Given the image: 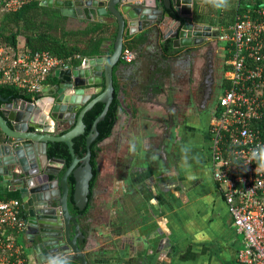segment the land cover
I'll use <instances>...</instances> for the list:
<instances>
[{
    "label": "crops",
    "instance_id": "0c3cea01",
    "mask_svg": "<svg viewBox=\"0 0 264 264\" xmlns=\"http://www.w3.org/2000/svg\"><path fill=\"white\" fill-rule=\"evenodd\" d=\"M233 2H235L233 10L226 9L233 13L232 18L225 19L229 22L233 21L236 11L242 6L239 0H233ZM45 6L49 14L45 16L46 19L49 17L50 21L57 22L53 29L55 32H60L64 26L84 28L92 21L103 22L73 16H63L62 20H58L52 17L51 13L59 11V8ZM209 7L204 0H199V12H203L204 17L207 16L203 20L205 23L215 20L217 14V10L213 8H210L211 12L208 13ZM2 14L1 11L0 16ZM222 23H219V26ZM109 24L111 26L104 33L103 52L112 50L117 32L115 22H109ZM124 42L125 44L130 43L134 50L139 51L140 62L144 69L150 70L151 74H156V76L161 75L163 64L168 66L169 70L177 71V60L181 59L185 55L183 52L188 49L184 46L185 49L183 48L178 53L176 51L180 47L171 51L168 49L163 55L160 41L156 37L143 36L141 30L136 31L132 36H126ZM133 72H137V69L129 70L127 73L131 81L132 78L134 79ZM136 74L139 78L140 76L143 78L139 72ZM54 76L58 75L50 74L47 81H51L50 78ZM149 85L152 86L151 81L150 84L140 85L135 82L131 88L128 85V90L125 91V107L122 104L123 110L119 112L120 117L114 132L115 136L129 137L135 130L140 148L141 144L144 146L147 142L153 141L154 136L160 131L158 126L152 127L155 121L153 118L160 115L164 120L167 119L165 115L166 105H168L166 96L177 94L174 100L176 105L182 102V95L189 91L188 89L181 90L176 83H173V87L166 89L163 93L161 88L157 87L159 84L153 90L149 89ZM45 87L48 88L49 85L46 83ZM53 89L52 87L51 90ZM118 94L122 96L121 92ZM118 101L121 104L120 100ZM159 101L166 103L160 105ZM143 146L142 148L145 149ZM142 152L147 153V151ZM200 152L193 153L195 166L190 167L187 166L188 153H181L182 161L178 163V169L171 172V175L168 170L155 174L153 169L141 166L139 161L135 160L128 166V179L125 178L127 176L122 177L119 174L122 169L117 159H114L113 151L105 153L104 157L100 156L98 160L100 173L96 183L98 199L94 200L96 210L89 220H83L87 232L90 231L86 249L92 254V258L98 255L102 258L104 256L111 258L116 251H122L124 243H121L119 248L109 249L106 246L104 250H96L99 248L97 246L99 241L100 244L103 243L105 233L118 236V229L124 227L122 224L124 220H127L129 227L134 230L146 229L145 232L136 231L134 240H128L124 252H126L125 259L129 264H248L238 258L239 250L244 246V234L237 229L234 223L223 191L213 177V171L211 173L205 168V164L202 165L201 157L203 156ZM110 156L111 163L106 164L105 160ZM114 162L118 167L114 166ZM111 193L116 200H103ZM100 217V223L110 219L109 224L113 227L111 231L108 229L105 231L103 226L98 227V222L96 225L91 222L93 218ZM94 232L98 233L97 240H93ZM22 237L23 240H20L24 246L25 261L29 260L32 264L33 254L27 246L26 231Z\"/></svg>",
    "mask_w": 264,
    "mask_h": 264
},
{
    "label": "water",
    "instance_id": "95a60500",
    "mask_svg": "<svg viewBox=\"0 0 264 264\" xmlns=\"http://www.w3.org/2000/svg\"><path fill=\"white\" fill-rule=\"evenodd\" d=\"M40 3L59 8L64 16L117 24L111 54L108 57L105 55L85 57L72 69L56 70V75L62 81L55 85L54 91H47L34 102L23 97H16L10 101L9 97L0 93V101L4 102L3 107H0L1 131L9 137L15 136L18 140H25L23 144L14 147V155L21 160L25 170L19 183L25 184L21 191L24 193V206L29 213L25 231L27 246L33 254L32 264H47L50 256L57 253L67 255L68 252L71 253L73 262L89 264L85 248L79 243L86 235L81 229L78 216L72 213L68 203L69 175L72 174L75 179L74 202L83 210L89 203L91 180L94 176L92 143L100 133L98 123L106 117L113 101L115 74L123 65L120 58L125 49L124 38L134 35L138 30L142 31L143 36L148 37L165 33V24L173 19L170 10L174 8L180 13L191 11L193 0H41ZM209 27V24L193 20L176 19L174 33L171 34L173 38L171 48L189 47L193 42H197L195 36H200L202 41L205 40ZM95 87L97 91L103 90L91 98ZM97 101H102L105 105L86 136V152L79 157L74 148V137L85 132L84 115ZM118 109L123 110V106L120 105ZM12 119L17 121V124L11 125L9 120ZM68 121L73 126L62 132L60 127H64ZM28 126L34 127V130H29ZM49 141H65L70 148L71 161L62 174L48 169L50 165L60 167L67 163L66 158L49 157L47 149ZM10 149L6 143L0 144V154L2 150L6 152ZM30 159L33 163H30ZM7 171V160L0 156V172L11 179L12 175L6 174ZM51 174L55 178L51 179ZM46 181L47 185L44 184ZM28 192L30 196L25 195ZM44 194L58 200H51L57 207L43 220L42 215L44 216L45 211L42 212L40 207L47 202L42 200ZM60 215L66 222L65 230H58L55 219ZM32 227L35 229L31 230ZM55 232L61 237L65 235L59 243L52 240Z\"/></svg>",
    "mask_w": 264,
    "mask_h": 264
},
{
    "label": "built area",
    "instance_id": "2783aa9c",
    "mask_svg": "<svg viewBox=\"0 0 264 264\" xmlns=\"http://www.w3.org/2000/svg\"><path fill=\"white\" fill-rule=\"evenodd\" d=\"M30 1L0 0V5L14 11ZM239 2L242 6L233 21L219 26L217 34L230 53L226 68L230 84L218 100L211 123L212 171L237 229L244 234L238 258L264 264V173L256 174L257 165L248 164L251 150L264 145V0ZM81 57L79 53L59 57L48 49H17L0 43V84H12L36 96L50 74L72 69L74 60ZM123 57L131 61L135 52L125 48ZM13 189L7 184L8 191ZM26 227L21 199L4 196L0 190V264L26 262L20 240Z\"/></svg>",
    "mask_w": 264,
    "mask_h": 264
},
{
    "label": "flooded vegetation",
    "instance_id": "af4514ba",
    "mask_svg": "<svg viewBox=\"0 0 264 264\" xmlns=\"http://www.w3.org/2000/svg\"><path fill=\"white\" fill-rule=\"evenodd\" d=\"M170 11H171V15L173 16L172 17L173 19L169 20V22L165 24V33H161V35H156V34L153 35V37H156L160 41V47L163 55L167 53L168 49L170 51L173 50L171 48V43L173 40L171 34L174 33L173 26L176 24V19H183L184 21L193 20L196 22L209 24L210 25V27L208 28L209 32L206 30L208 34L206 35V38L203 41L201 40L200 36H195L194 39L197 42H193L192 45L189 46L188 49H186V51L183 52L185 55L181 59L177 60L178 61L177 71H173V70L171 71V69L169 70L168 66L163 64L164 67L163 70L161 71V75L158 76H156V74H151L152 72H150V70L146 71L144 69V67L141 64L142 62H140L141 59L138 50H133L135 52V57L131 61H127L123 57V52H124L123 50L120 58V62L123 65L119 67L118 73L115 74V90H114V97L112 103H116L118 106H117L116 116L114 118L115 119L114 125L112 127L111 133L108 136L101 139L99 142H97V145L99 147L97 154V162L100 156L104 157L105 153L113 151L112 155L114 156V159L115 158L117 159L120 169H122L119 173L122 177L127 176L128 166L131 163L135 162V160H138V158H140L139 163L141 166H147L148 168L153 169V172L155 174L156 173L161 174L164 170L165 171L168 170L171 175V172L178 169L179 167L178 163L182 161L181 153L183 152L188 153L187 166L189 167L193 166L195 163L192 155L195 151H199V152L201 151L200 153H202L203 156L201 157V163L202 165L205 164V168H207L212 173L211 123L213 120V115L218 108V100L220 96L223 94L228 83V79L226 77V66L228 64V58L230 55L228 48L225 45L222 46L221 44L222 42L217 37L216 33L219 32V23L224 22L225 19L231 18L232 15L231 12H227L226 10L217 11L215 20L213 19L211 22L205 23L198 19L200 18V16L195 17L194 15L195 11L193 9V6L191 11H187L185 13L182 12L180 13L176 11L174 8L171 9ZM222 24H220V26ZM125 48H127L126 44H125ZM163 48L165 49V51H163ZM183 48L185 49L184 46L180 47L176 52L177 53L180 52L181 50H183ZM112 50L110 52L102 51L101 53L94 56L105 55L108 57L111 54ZM94 56H83L82 58L84 59L85 57H94ZM83 59L81 60V62L83 61ZM134 69H137V72H139L140 75H143V78L141 76L139 78L138 74H136L137 72H133L134 79L132 78L131 81L127 73L129 72V70H134ZM57 77L60 79V82L58 83L47 81L49 78L48 77L43 85L42 90L38 92L36 96H32V99L29 101L34 102L39 97L45 95L47 91L48 92L51 91L52 87L54 88L53 89L54 91L55 85L61 83L62 81V79L59 76ZM150 81L152 86L149 85V89L153 90L156 87V85L159 84V86L157 87L161 88L162 93L166 89L172 88L173 83H176L181 90L186 91V89H188L189 91L182 95L181 97L182 102L180 104L177 103L176 105L174 104L175 103L174 100L177 97V94H175L174 96H170V95L166 96V102H168V105H166L167 111L166 113L165 112L164 113L165 115H167V119L164 120V118H161L160 115H157L155 118H153L155 121L153 122L154 124L152 125V127L158 126L160 128V131L156 136H154L153 141L147 142L146 145L144 146L143 144H141V148H140L139 139L138 137H136L135 130L132 131V135H130L129 137L121 136V135L115 136L114 132H115L116 124L120 117L119 115L120 110L118 108L120 105L122 106V104L124 106V100L126 99L125 91L128 90V85L131 88V85H133V83L135 82L138 83V85H140L142 83L150 84ZM46 83L47 85H49L48 88L45 87ZM102 90L103 89L101 90L99 89V91H97L95 87V91L92 93L93 95L91 96V98H93L94 94L98 95V93L101 92ZM119 92L122 93V96L121 94H118ZM117 99L120 100L121 104H119V101ZM97 102H102V101H97ZM97 102H95L94 105ZM3 103L4 102L0 101L1 108L3 107ZM165 103L163 101H159L160 105H164ZM90 109H88L86 113ZM130 111L132 112V110ZM9 122L11 125H14L12 120H9ZM72 126L73 124L70 121H68V123H66L64 127H60V130L62 132H65L69 130ZM28 129L34 130V127L28 126ZM84 133H81L77 136H80ZM24 141L25 140L23 141L18 140V138L15 136L9 137L7 134L2 132L0 144L6 143L10 146L11 149L6 152L2 150L3 152L0 154V156L3 159L7 160L8 171L6 174L12 175V178L8 179L5 176V173L0 172V183L11 184L13 188H15L13 190H19L21 192V196L19 198L21 199L22 202L24 215L27 218V215H29V213H28V209H26L24 206V201H23L24 193L21 191V188H23L25 184L19 183L20 178L24 176L23 173L25 172V170L23 168V164L21 160L16 158V156L14 155L15 154L14 147H16L19 144H23ZM50 142H56V141H49L48 144ZM142 146L145 149H143ZM142 151L144 152L147 151V153L144 154ZM137 155L138 156L142 155V156L138 157ZM110 158L111 156L107 160H109ZM30 163H33L32 159H30ZM184 164H186V162ZM68 165L67 166L66 164L63 166L61 165L60 167L57 165H50L48 166L49 167L48 169H51L52 171H59L58 174H62L64 170L68 167ZM167 165L168 167H166ZM114 166L118 167L117 163H115ZM99 173H100V168H99ZM99 173L97 175L96 180L94 181V185L93 186L91 185V194L89 197V203L87 204L86 208L81 210L78 206H76V204H75L76 206L75 208L72 207L70 202L71 198L68 195L69 207L72 213L78 216V221L80 223L81 229L84 231L86 235L85 238H83L84 240H86L85 243L84 244L82 243L83 239L79 240V243L83 248H85V251L89 258V264H129L128 261L125 259L126 252L124 251L127 248L128 240L129 241L134 240L133 238L137 230H134L132 228H130L131 232L128 235H126L125 238L126 240L122 242L125 245L123 246L122 251L120 252L116 251L114 256H112L111 260L109 261H107V258H102L100 255L95 256V258L93 257L94 258L93 259L91 256L92 254L87 252L86 249L89 240L88 237L90 231L87 232L83 220L85 219L89 220L90 219L89 217L92 214L94 216V212L96 210L95 209L96 205L94 200L98 199L96 197V193H97L96 183L99 177ZM50 176L51 179L55 178V176L52 174ZM125 178L128 179V176ZM44 184L47 185L48 184L47 181L44 182ZM47 188L49 189V186ZM127 192L128 190L126 191V193ZM29 193L30 192L25 193V195L28 194L30 196ZM44 196L45 197H43L42 200H47V202L46 204H44L43 207H40V209L42 208V212L45 211L44 216L42 215L43 220L48 218V216L51 214L52 209H55L57 207L56 205H54L53 201L51 200H58V199H54L51 195L46 197V195L44 194ZM58 197L60 198L59 200H61L62 197L60 196V194ZM38 208L39 207H36V209ZM55 221L56 223H58L57 224L58 230L59 229L65 230L66 222L64 218L61 217V215L59 218L55 219ZM30 229L34 230L35 228L32 227ZM145 230L146 229H142L141 231H137V232H143V231L145 232ZM63 238H65V235L61 237L59 236V233L56 232L54 235H52V240L53 242L55 241V243L61 242ZM96 249L97 248H95V250ZM102 249L103 247H100L96 251H100Z\"/></svg>",
    "mask_w": 264,
    "mask_h": 264
},
{
    "label": "trees",
    "instance_id": "16d2710c",
    "mask_svg": "<svg viewBox=\"0 0 264 264\" xmlns=\"http://www.w3.org/2000/svg\"><path fill=\"white\" fill-rule=\"evenodd\" d=\"M41 0H31L30 2L23 5L18 10L9 11L3 10L0 5V43L11 45L17 49L27 47L29 50L37 49H48L51 53L59 57H67L73 54H81V56H94L103 51L104 33H106L111 26L105 22L92 21L88 23L84 28H61L60 32H55L53 29L57 22H53L46 19L47 6L40 3ZM210 6V5H209ZM212 7H209L208 13L211 12ZM193 9L194 15L200 21H203L206 17L203 16V12H199V0H194ZM214 10V8H213ZM233 13L231 12V15ZM205 15V14H204ZM52 17L58 20H62L63 16L59 11L52 12ZM50 16V17H51ZM203 16V17H201ZM203 18V19H202ZM232 18V17H231ZM230 19V18H229ZM57 20V21H58ZM224 21V20H223ZM224 22H229L225 20ZM127 48L134 50L130 43L126 44ZM74 60L75 64L81 62L83 58ZM229 64H227L226 68ZM53 83L60 82L58 77L50 78ZM230 84L229 80L227 86ZM226 86V87H227ZM0 93L4 96L9 97L10 100H14L16 97H23L27 100L32 99V95L12 84H0ZM117 104L112 103L106 117L99 121V135L97 139L92 143V163L94 170V178L91 181V185H94V181L99 173V166L97 162L98 145L104 137L108 136L114 125V118L117 112ZM104 103L97 102L85 115L84 121L86 122L85 133L74 138V148L78 156H83L86 152V135L91 129L92 123L95 118L103 110ZM2 131L0 129V139ZM48 155L50 157H62L66 158V166L71 161V152L68 144L65 141L50 142L48 144ZM75 179L71 174L69 176V197L72 207L75 206L73 199ZM5 184L0 183V190L4 196L7 197H20L21 192L19 190L8 191L4 190ZM6 188V187H5ZM224 194V193H223ZM77 211V210H76ZM86 240L83 239V244ZM24 264H30L29 260ZM73 264H79V261L73 262Z\"/></svg>",
    "mask_w": 264,
    "mask_h": 264
},
{
    "label": "clouds",
    "instance_id": "9594fccd",
    "mask_svg": "<svg viewBox=\"0 0 264 264\" xmlns=\"http://www.w3.org/2000/svg\"><path fill=\"white\" fill-rule=\"evenodd\" d=\"M204 3L218 11H223L230 7V0H204ZM251 163L257 165L256 174L264 173V145H259L251 150L248 164ZM47 264H73L71 253L68 252L67 255L57 253L54 256H50Z\"/></svg>",
    "mask_w": 264,
    "mask_h": 264
},
{
    "label": "rangeland",
    "instance_id": "374dc122",
    "mask_svg": "<svg viewBox=\"0 0 264 264\" xmlns=\"http://www.w3.org/2000/svg\"><path fill=\"white\" fill-rule=\"evenodd\" d=\"M234 5H235V2H233V0H230V7L228 8V10H233V8H234ZM215 11H216V9H215ZM218 11V10H217ZM227 11V10H226ZM228 12V11H227ZM221 44H222V46L223 45H225L226 46V43L224 42V41H222L221 40ZM109 158V157H108ZM105 160V159H104ZM105 162H106V164H110L111 163V158L109 159V160H105ZM6 187V188H5ZM5 187H4V190L6 191L7 190V184H5ZM109 188H110V186H108ZM109 199H111V200H116L115 199V197L113 196V194L111 193V194H109V195H107L103 200H109ZM101 217L100 218H93L92 219V221L91 222H93V223H95V225H96V223H97V225H98V227L99 226H103V227H105V231H107V229H108V231H111V229L113 228L112 226H111V224H109L110 223V219L109 220H106V221H103V223H100L101 222ZM104 219H106V218H104ZM103 219V220H104ZM105 223V224H104ZM121 225V224H120ZM122 225H124V227L122 226V228H120V229H118V236H113L112 234H111V236L110 235H107L106 233H105V235H104V240H103V243H101L100 244V241H99V245H97L99 248L100 247H103V249L106 247V246H108V248L110 249L111 247H113V248H116V247H118L123 241H124V239L126 238V235H128L130 232H131V229H130V227H129V225H128V221L126 220H124V224H122ZM102 227V228H103ZM117 230V229H116ZM130 230V231H129ZM94 235H95V238L93 237V240H97L98 239V233L97 232H94ZM20 239L21 240H23V237H22V234L20 235ZM111 244L113 245V246H111ZM92 245V244H91ZM95 246H96V243H95ZM98 258V257H97ZM104 258H107V261H109V260H111V258L109 257V256H104Z\"/></svg>",
    "mask_w": 264,
    "mask_h": 264
}]
</instances>
